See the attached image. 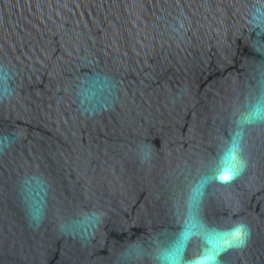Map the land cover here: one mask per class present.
Masks as SVG:
<instances>
[{
    "label": "water",
    "instance_id": "obj_1",
    "mask_svg": "<svg viewBox=\"0 0 264 264\" xmlns=\"http://www.w3.org/2000/svg\"><path fill=\"white\" fill-rule=\"evenodd\" d=\"M0 264H264V0H0Z\"/></svg>",
    "mask_w": 264,
    "mask_h": 264
},
{
    "label": "clouds",
    "instance_id": "obj_2",
    "mask_svg": "<svg viewBox=\"0 0 264 264\" xmlns=\"http://www.w3.org/2000/svg\"><path fill=\"white\" fill-rule=\"evenodd\" d=\"M233 178V177H231ZM233 234L237 237L238 239V244L236 246L242 247L248 238L249 232L248 229L245 225L243 224H238L234 229H233Z\"/></svg>",
    "mask_w": 264,
    "mask_h": 264
},
{
    "label": "snow or ice",
    "instance_id": "obj_3",
    "mask_svg": "<svg viewBox=\"0 0 264 264\" xmlns=\"http://www.w3.org/2000/svg\"><path fill=\"white\" fill-rule=\"evenodd\" d=\"M231 172H229L228 174H225V175H222L221 177H220V179L222 180V181H228L229 179H231Z\"/></svg>",
    "mask_w": 264,
    "mask_h": 264
}]
</instances>
